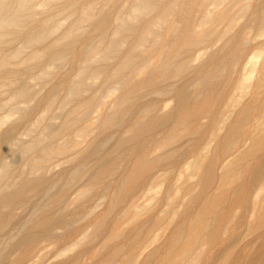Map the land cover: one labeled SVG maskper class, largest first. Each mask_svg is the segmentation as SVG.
<instances>
[{"label": "bare ground", "instance_id": "1", "mask_svg": "<svg viewBox=\"0 0 264 264\" xmlns=\"http://www.w3.org/2000/svg\"><path fill=\"white\" fill-rule=\"evenodd\" d=\"M79 1L0 0L2 125L38 106L13 63H68L0 165V264H264V0Z\"/></svg>", "mask_w": 264, "mask_h": 264}, {"label": "rangeland", "instance_id": "2", "mask_svg": "<svg viewBox=\"0 0 264 264\" xmlns=\"http://www.w3.org/2000/svg\"><path fill=\"white\" fill-rule=\"evenodd\" d=\"M89 1L90 0H80L79 1L80 6L83 7ZM128 4H129V0H114L113 3L110 4V7L113 11H115V10L117 11L121 6H123V5L127 6ZM59 5H58L59 8H57V9L63 10L65 8H67V5H69V4H68V2H64V3H60ZM35 9L37 10L36 11L37 14L35 15V18L44 19L46 17V15L42 12L43 7L39 2L36 3ZM71 19L72 18L69 16L67 11H62L61 13L54 14V17H53L54 22H58V23H61L63 25L62 29L67 28L70 25ZM56 36H57V34L53 35L51 37V39H54ZM88 40L89 39H87L85 36H83V37H81L80 43L83 44L85 42H88ZM20 42H21V40L16 41L15 43H12L11 45L0 46V55L8 54L9 52L15 50L19 46ZM48 62H46V63H48ZM66 64L68 65V63H66ZM66 64L60 66L59 68H57V70L55 69V73L52 75V77H50L48 80H46L44 82H40L37 80V76L40 73L42 66L37 67V68L32 69V70H28L26 68L21 67L18 63H13L11 65L12 66L11 68L12 69L14 68L15 72H17V74L22 77V79H21L22 85H26L27 87H29L32 90L31 95L29 97H27L25 100L26 103L38 105L36 107V109L33 111V113H31L30 115L23 118L20 122L17 121L18 114L13 113L12 116H10L11 118L8 119V122H5V124H3V125L0 123L1 124L0 125V135H2L5 131L10 129L12 126H14V130L12 129L10 131V134H7L8 135L7 139H3L2 141H0V165L3 163H8L11 166L12 172H14V173H15V171H17V169H19L23 165V159H22L23 154L18 148L14 147L13 145L11 146L10 143L15 138H21L23 140H25L27 138V130L31 127V125L35 122L37 117L40 114H42V112L44 110V101H42L39 104H38V102L41 100L42 96H44L47 93L52 92L53 88L57 87L58 84L61 82V80H63V78L65 77V73H66V72H64L66 70V66H67ZM78 65H79V63H75V64L70 63V67L74 66V68H75L74 70H76ZM11 75H13V74L10 72H7V71L6 72L5 71L0 72V120L2 119V117L10 114L12 111V108H13V106H9L7 104L12 92L7 91V89L4 87V83L7 81V79ZM105 99L108 100L109 98H105ZM21 105H22V103H21ZM98 108L100 109V107H98ZM50 114H52V113H50ZM143 186H145V185H143ZM144 189L145 188H143V189L141 188V191ZM162 190L164 191V186L161 187V191ZM174 194H176V193H174ZM177 194L181 195V192H177ZM177 194L175 196L173 195L172 197L178 196ZM158 195L159 194H157V196ZM28 204H29V207L31 208L30 202H28ZM26 206H24L23 208H20L19 210L16 211L19 214L18 216L20 218L25 219L28 216V214L30 212V208H28V206L27 207ZM165 208H166L165 205H162L160 207V209H165ZM243 210L244 209H238L237 214ZM143 218H144V216H143ZM175 221H176V218H175L174 222ZM80 223H76L74 225L75 226L74 228L81 226V225H83V226L85 225L82 222H80ZM238 229L240 230L239 234H241L240 238L245 237L239 244H242L246 240L255 239V236L258 234L257 231H251V232L244 231L245 225L240 226ZM3 234H4L3 232H0V237ZM62 242H63V240H62ZM65 243L66 242H63L58 246L52 244L49 247H47V249L49 251V253H47V254L50 255V258H49L50 260H49V262L47 261L46 264H55L58 261V260H54L55 259L53 257L54 252L56 251L57 248L63 247L65 245ZM149 264H153V262H151Z\"/></svg>", "mask_w": 264, "mask_h": 264}]
</instances>
